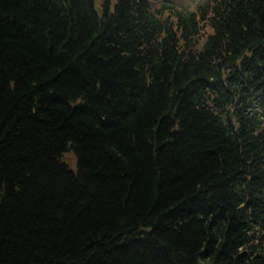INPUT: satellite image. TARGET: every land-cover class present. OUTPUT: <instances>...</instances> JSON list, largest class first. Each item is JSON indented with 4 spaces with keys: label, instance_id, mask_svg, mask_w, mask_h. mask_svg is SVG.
Wrapping results in <instances>:
<instances>
[{
    "label": "trees",
    "instance_id": "obj_1",
    "mask_svg": "<svg viewBox=\"0 0 264 264\" xmlns=\"http://www.w3.org/2000/svg\"><path fill=\"white\" fill-rule=\"evenodd\" d=\"M113 1L0 0V264H264V0Z\"/></svg>",
    "mask_w": 264,
    "mask_h": 264
},
{
    "label": "rangeland",
    "instance_id": "obj_2",
    "mask_svg": "<svg viewBox=\"0 0 264 264\" xmlns=\"http://www.w3.org/2000/svg\"><path fill=\"white\" fill-rule=\"evenodd\" d=\"M172 1H173L174 3L177 2V0H172ZM172 1H171V2H172ZM205 1H206V0H185L184 5L180 6L181 9H183V10H180V11H181V12H184V13H187V12H189V11H192L193 8H195V7H197L198 5L204 3ZM179 2H181V1H179ZM196 2H197V4H196ZM182 3H183V2H182ZM68 160L70 161V160H72V158L69 157Z\"/></svg>",
    "mask_w": 264,
    "mask_h": 264
}]
</instances>
